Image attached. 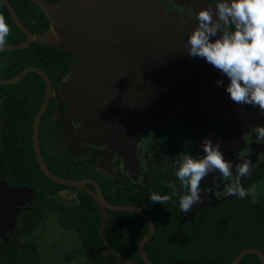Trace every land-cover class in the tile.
Returning <instances> with one entry per match:
<instances>
[{
    "label": "water",
    "instance_id": "95a60500",
    "mask_svg": "<svg viewBox=\"0 0 264 264\" xmlns=\"http://www.w3.org/2000/svg\"><path fill=\"white\" fill-rule=\"evenodd\" d=\"M30 2L42 11L49 28L32 35L7 1L0 0L14 26L25 37L22 43L6 44L4 51L20 50L36 42L75 56L64 84V98L69 112L81 125L78 133L83 141L106 146L125 160L134 161L135 145L149 130H158L165 121L185 112L210 114L222 122L223 136L213 143L220 142L226 159L235 145L241 146V135L254 125L255 120L245 114L244 106L234 103L225 91L227 77L205 59L190 57L184 49L196 21L168 12L163 1ZM28 72L37 73L45 85L44 98L32 124L35 161L49 180L81 186L52 175L40 156L37 128L50 93L46 74L39 68L27 67L12 78L0 79V85L13 84ZM218 79L223 81L221 86L215 83ZM91 198L100 213L98 237L104 252L119 264H134L112 251L101 235L107 223L106 209L133 212L147 223L148 230L139 239L137 252L144 264H151L143 251V243L153 229L149 217L135 207L109 205L98 192L91 194ZM246 254L255 255L264 264L263 254L255 248L240 251L229 264H237Z\"/></svg>",
    "mask_w": 264,
    "mask_h": 264
},
{
    "label": "flooded vegetation",
    "instance_id": "af4514ba",
    "mask_svg": "<svg viewBox=\"0 0 264 264\" xmlns=\"http://www.w3.org/2000/svg\"><path fill=\"white\" fill-rule=\"evenodd\" d=\"M6 1L11 6L9 0ZM161 1H163V7L168 12L185 15L187 17H190L191 15L192 20L195 19V14H191L192 11L190 10V8L195 11L196 9L199 11L200 8L204 7L199 4H191L190 7H187L185 3L186 0ZM48 28L49 23L47 25L46 30ZM25 29L28 31L26 27ZM31 43L33 42H30L29 45ZM72 56L73 58L70 60L64 72H60L57 66L51 68V71L49 73L41 69L46 74L49 80L50 93L48 101L39 119L37 128V140L40 156L46 169L52 175L60 179L73 181L75 183L78 182L81 186L57 184L49 180L42 174L35 161L38 171L42 174L44 178L54 184L64 187L50 190L49 187L45 188L43 186V189H40V191L37 192V186L30 181V168L14 166L9 170L8 167L5 168V166H2L0 164V260L6 261L7 259H10L9 256L13 253V251L16 252V249L27 244L35 245V252L37 254L38 244H40L42 248L43 246H45V244L42 245L40 240L35 238L34 236H38L41 239L40 236H42V234H46L49 231L55 232L59 230H65L69 234V241H64V236L60 235L57 238V241H61L62 244L58 242L59 247L57 244L54 247L57 251H62L66 250V248L70 246L71 242H74L75 245L72 251V256L75 257V259H78V261L68 262V256L63 255V264H86L87 256H85L81 248L76 230H74L73 227H70V225L67 227H63L58 222V217H62L63 213L61 212H63L65 208L66 211L67 209H70V211H72L71 209L73 207L80 204V198L83 193L93 202V205L98 211V213L99 210L95 202L91 198V194L97 195V192L102 197V199L109 205L121 207H135L142 210L149 217L153 227L151 235L148 237V239L153 235L155 230V220L149 212V210H151V208L153 210V208L157 204L151 202L149 199V195L152 192H155L160 195L166 194L171 196V200L164 203V205L171 203L169 207L170 209L174 210V214L177 217H182L195 213H204L205 211L209 210H219L223 212V210L229 209L232 205L236 207L239 202L255 204L256 202H258L259 199L262 200L264 198L258 197V194L260 192L258 193L257 190L255 191L254 188L251 187V185L247 189L248 196L244 199L237 198L236 196H223V187L228 182L221 181V185L219 188L214 186V184L212 183L213 176L219 177L218 172H216L207 177L209 179V182L205 181L201 183V196L203 198V203L193 205L192 211L187 214L181 212L179 207V198L180 195L184 193L185 189L183 188L181 182L175 176V171L178 167V164L175 165L174 162L180 159V157L185 153H190L197 157L203 156L204 153L201 147V141L206 138V135H209V133L211 135L220 134L219 136H223L224 130L221 129L222 122L218 120L217 117L212 116L210 114H193L185 112L171 117L161 125V128H163V126H166L167 122H169L170 124L171 122L176 121L173 125L170 124L171 127H175L174 129H172V131L171 129H168V131L161 130V132L159 134L157 133V135L152 132L154 130L146 132V134L141 137L135 145L134 161H131L130 159L125 160L119 154L107 149L106 146L97 147L88 141H83L81 139L80 134L78 133V129H80L81 125L78 121H75L73 115L69 112L66 100L64 98V84L69 79L68 69L71 62L75 58L74 55ZM55 92L58 96V102L55 101L54 98ZM44 93L45 85L43 82V89L41 90L40 102L30 123V144L33 120L43 101ZM10 94V92L0 90V150L2 147L1 142L4 133V125L6 124L9 115L5 108L13 107L11 102L4 103V108L1 103L5 99L10 98ZM250 114L253 116L252 120H260L264 123V117L261 116L263 113L260 112L258 108H256L255 113ZM42 119H44L43 125L41 124ZM184 123L186 124L184 125L183 130L179 131L177 126ZM257 125H261V123L258 122ZM17 126L22 127V125L18 122ZM64 131L68 132L69 135H72L71 140L73 142L71 143V145H66L61 141L63 140L62 138L65 135L63 134ZM173 133H176V138H174ZM55 135H57L58 139L55 138ZM65 136H67V134ZM197 137L201 139L197 141L198 143L195 142V138ZM39 138L41 139V144H43L44 149H46V153L47 151H50L53 155L56 156L57 161H65L66 163H68V167L69 165H71L72 167L74 166V168L68 171L66 176L60 177L55 175L53 172L55 168H53V165H51L52 163L50 164V161L43 159L39 146ZM53 138H55V140H51ZM242 141L244 143L242 142V145L239 146L238 149H235L231 155V161L233 163V173H235V164H237L240 159H247L248 155L251 154L248 148V145L249 143H251V141H253L256 145H263L262 149H260V146L255 149V162L252 163V169L247 177H242L241 179L242 182L249 180V182L252 184V181H250L249 178L252 175L253 170L256 168L257 165L264 162V141L258 142L255 133L252 131L249 134L244 135L242 137ZM159 151H162V154L160 153L161 156H156L153 162H151V159L153 158L155 153ZM156 159H160V161L157 163L155 162ZM28 176L29 180L27 179ZM169 185H175V188L169 187ZM253 185L256 186L255 183H253ZM110 211L113 212L116 210H105L107 223L106 226L101 229V235L105 243L112 251L118 253L122 258L134 264H139V262L136 263L128 259L127 257H124L120 253V251L115 248L114 239L112 238V240L111 238H107V236H109V233L106 231V229L109 224L108 220L110 219V217L108 212ZM117 212L129 211L120 210ZM133 214L139 216L136 213ZM139 217L144 221L146 225V230L137 239L136 249L139 239L143 237L148 230L146 221L141 216ZM99 225L100 221L96 230L97 237ZM126 235L129 236L128 232L126 233ZM130 240L132 239L120 236V238L118 239V244L121 251H129ZM98 241L100 243V248L98 250L91 249L89 251V253L91 254L90 256L94 257V251H97L99 256H111L115 260V262H113L106 259L102 264L107 262L111 264H119V261L116 260V258L104 252V247L101 244L99 237ZM46 253H48V245L42 255V262L44 261L43 264H48L49 262L50 256H45ZM83 257L85 261H82ZM15 262L16 260H13L12 262H6L5 264H17ZM90 264H95V262H91ZM142 264L144 263L142 262Z\"/></svg>",
    "mask_w": 264,
    "mask_h": 264
},
{
    "label": "trees",
    "instance_id": "16d2710c",
    "mask_svg": "<svg viewBox=\"0 0 264 264\" xmlns=\"http://www.w3.org/2000/svg\"><path fill=\"white\" fill-rule=\"evenodd\" d=\"M45 1L54 2L56 0ZM9 2L19 21L32 35L46 31L48 20L38 6L31 3L30 0H9ZM0 15L5 17V22L10 28V33L6 37V44L23 42V34L14 26L1 3ZM72 58L71 54L36 42L20 50L0 51V78H11L28 66L38 67L47 73L51 71V68L57 66L60 72H64ZM42 89L43 82L40 76L33 72L26 73L12 85H0V90L11 93V97L1 103L3 108L4 103L7 102H11L13 106L5 108L9 115L4 125L0 164L5 168L8 167L9 170L14 166L30 168V181L37 186V192L43 189V186L49 187L50 190L64 188L48 181L38 171L30 144V123L39 105ZM17 122L22 127L17 126ZM43 123L44 119L41 120L42 125ZM185 124L177 126L179 131L183 130ZM174 128L172 126L171 131ZM173 135L176 138V133ZM39 144L43 159L50 161V164L52 163L51 165L55 168L53 170L55 175L66 176L68 171L74 168L71 165L69 168L65 161H57L56 156L50 151L46 153L40 138ZM263 175L264 162L256 166L249 179L257 182ZM29 176L27 177L28 180ZM170 205L171 203L167 205L157 203L153 210L152 208L151 210L148 209L155 220V230L153 235L144 243L143 248L146 257L152 264H176V262L228 264L239 251L245 248H256L264 256V198L259 199L255 204L239 202L236 207L232 205L224 212L209 210L182 217L175 216L174 210L169 207ZM71 210L67 209L66 211L65 208L61 212L63 213L62 217H58V222L63 227L70 225L76 230L81 248L87 256L86 264L91 262L102 264L106 259L115 262L111 256H99L97 251H94V257L90 256L89 251L91 249L98 250L100 248L96 233L100 216L93 202L83 193L80 204ZM108 214L110 219L106 229L109 233L107 238L114 239L115 248L124 257L142 264L137 253L136 241L146 230L144 221L139 216L129 212L110 211ZM127 232L129 236L126 235ZM120 236L132 239L129 242L128 252L121 251L118 244ZM9 258L6 261L0 260V264L13 260H16L15 263L17 264H38L39 261L33 244H27L16 249V252L13 251ZM82 261H85L84 257ZM237 264H260V262L255 255L247 254Z\"/></svg>",
    "mask_w": 264,
    "mask_h": 264
},
{
    "label": "clouds",
    "instance_id": "9594fccd",
    "mask_svg": "<svg viewBox=\"0 0 264 264\" xmlns=\"http://www.w3.org/2000/svg\"><path fill=\"white\" fill-rule=\"evenodd\" d=\"M207 5L199 11L190 8L196 12L195 19L192 20L191 15L186 18L196 21V26L187 35L184 49L190 57L205 59L227 77L225 91L234 103L256 107L264 113V0H218L215 4ZM9 33V25L5 22V17L0 15V51L6 49V37ZM215 83L221 86L223 81L218 79ZM258 122L262 126L257 125ZM251 131L255 133L258 142L264 141V123L255 120L254 125L241 135V145L242 137ZM238 146L235 145L226 160L220 142L213 143L211 139L204 138L201 141L203 156L185 153L174 162L175 165L178 164L175 176L185 189L179 198L182 213L187 214L192 211L193 205L203 203L201 183L209 182L207 177L216 172L219 177L213 176L214 186L219 188L221 181L228 182L223 187V196H236L240 199L247 197L241 178L249 175L252 163L255 162V149L259 146L262 149L263 145H256L251 141L248 145L251 154L235 164L233 173L231 155ZM253 183L257 182L252 181ZM169 187L175 188V185ZM149 199L163 205L171 200V196L152 192Z\"/></svg>",
    "mask_w": 264,
    "mask_h": 264
},
{
    "label": "rangeland",
    "instance_id": "374dc122",
    "mask_svg": "<svg viewBox=\"0 0 264 264\" xmlns=\"http://www.w3.org/2000/svg\"><path fill=\"white\" fill-rule=\"evenodd\" d=\"M216 2H218V0H186L185 1L187 7L190 6V3L191 4H199V5H202L204 7H207L208 6L207 3L215 4ZM195 13L196 12H194V11L191 12V14H195ZM49 35H50V33H49ZM49 35H47V36H49ZM54 98H55V101L58 102V99H57L58 96L56 95V92L54 93ZM261 116L264 117V113ZM175 122L176 121H173L170 124L173 125ZM170 124H169V122H167L166 123V126H163V128H161L162 127L161 126L158 130H154L152 132H154V134L157 135V133L159 134L161 132V130L168 131V129H171ZM151 130H153V129H151ZM151 130H149V131H151ZM63 134H65V135L67 134V136L64 135L63 138H62L63 140H61V134H60V140L63 143H65L66 145H71V143L73 142L71 140V136L72 135L71 134L69 135V133L68 132H65V131L63 132ZM219 135L220 134H213V135H211L209 133V135H206V138L211 139L212 142H213L216 139L220 138ZM55 138L58 139L57 135H55ZM55 138H53L51 140H55ZM198 140H201V139H199V137L195 138V142H197ZM51 142H53V141H51ZM160 153L162 154V151L156 152L155 155L153 156V158L151 159V162H153V160L155 159L156 156H158V157L161 156ZM159 161H160V159H156L155 160V162H157V163ZM241 183H242V185H243V187L245 188L246 191H247L248 187L251 185V187H253L255 191L257 190L258 193L260 192L258 194V197H264V175L261 176L257 180V183H255L256 186H254L253 184H251L249 182V180H246V181H243V182L241 180ZM224 211L225 210H223V212ZM60 235H63L64 236V238H63L64 241H69V234L65 230H59V231H55V232L54 231H49L46 234H42V236H40L41 239L38 236H34L35 238H37V239L40 240V242H41L42 245L45 244V246H43V248L40 246V244H38V246H37V255L39 257L38 264H43L44 263V261L42 262V255H43L45 249L47 248V245H48V253H46L45 256H48V255L50 256L48 264H63V261H62L63 260V255H67L68 256V258H69L68 262H70V261H78V259H75V257L72 256V251H73L74 245H75L74 242H71L70 246L66 248L67 251L66 250L57 251L55 249L54 246H56V244H57L58 247H59L58 242L61 243V241H57V238ZM70 238H71V236H70Z\"/></svg>",
    "mask_w": 264,
    "mask_h": 264
},
{
    "label": "bare ground",
    "instance_id": "6f19581e",
    "mask_svg": "<svg viewBox=\"0 0 264 264\" xmlns=\"http://www.w3.org/2000/svg\"><path fill=\"white\" fill-rule=\"evenodd\" d=\"M242 108H244L246 115L252 116L250 113H255L256 112V107H252V106H249V105H244V107H242ZM252 118H253V116H252Z\"/></svg>",
    "mask_w": 264,
    "mask_h": 264
}]
</instances>
